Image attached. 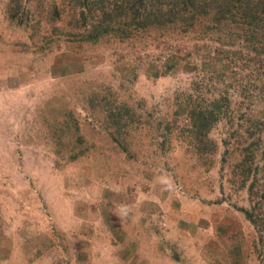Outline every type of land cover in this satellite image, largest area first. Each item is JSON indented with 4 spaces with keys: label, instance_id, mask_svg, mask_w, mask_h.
Wrapping results in <instances>:
<instances>
[{
    "label": "rangeland",
    "instance_id": "rangeland-1",
    "mask_svg": "<svg viewBox=\"0 0 264 264\" xmlns=\"http://www.w3.org/2000/svg\"><path fill=\"white\" fill-rule=\"evenodd\" d=\"M91 1L0 0V264H264V0Z\"/></svg>",
    "mask_w": 264,
    "mask_h": 264
},
{
    "label": "trees",
    "instance_id": "trees-1",
    "mask_svg": "<svg viewBox=\"0 0 264 264\" xmlns=\"http://www.w3.org/2000/svg\"><path fill=\"white\" fill-rule=\"evenodd\" d=\"M105 0L101 1L98 9L88 8L91 21L92 37L96 40L103 33L109 34L111 28L115 27L122 36H126L127 29H146L147 27H161L165 23H175L177 19L185 17L180 12L184 7H191L189 19H194L201 7L200 0H168L160 3V0ZM91 0H88V4ZM133 10L134 14H131ZM165 11V12H164ZM181 16V17H179ZM179 17V18H178ZM127 37V36H126ZM245 216L258 228L253 213L244 211Z\"/></svg>",
    "mask_w": 264,
    "mask_h": 264
}]
</instances>
